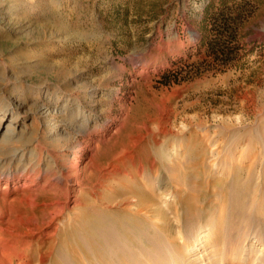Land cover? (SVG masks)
<instances>
[{
  "label": "rangeland",
  "instance_id": "obj_1",
  "mask_svg": "<svg viewBox=\"0 0 264 264\" xmlns=\"http://www.w3.org/2000/svg\"><path fill=\"white\" fill-rule=\"evenodd\" d=\"M212 14L237 28L238 56L227 66L208 50ZM1 101L21 108L17 120L0 110V149L12 144L24 161L42 138L50 157L86 168L93 183L112 165L141 170L150 187L169 180L164 163L186 169L184 189L206 195L194 205L199 219L174 220L186 259L178 264L209 258L189 256L185 237L202 234L220 203L222 264L264 262V219L255 215L264 198V0H0ZM234 197L253 205L252 217L239 215ZM22 254L16 247L12 264Z\"/></svg>",
  "mask_w": 264,
  "mask_h": 264
},
{
  "label": "bare ground",
  "instance_id": "obj_2",
  "mask_svg": "<svg viewBox=\"0 0 264 264\" xmlns=\"http://www.w3.org/2000/svg\"><path fill=\"white\" fill-rule=\"evenodd\" d=\"M20 108V104L0 102L3 118L13 114L10 119L17 120ZM49 108L46 104L40 111L43 114ZM6 131L11 133L13 129L6 128ZM199 141L197 136L196 142L200 145ZM48 143L46 139L35 138L31 143L33 151L25 161L23 153L18 155L12 144L0 149V264H12L11 256L16 247H20L23 253L20 260L29 252L25 262L19 260L20 264L186 262L184 254L179 253L181 244L171 237L174 220L179 222L181 214L185 221L199 219L194 211L204 210L194 205L206 195L205 191L192 194L184 189L185 180L181 179L180 173L186 174V169L180 168L179 163L171 161L169 164L168 161L163 167L170 173L169 180L160 179L157 185L150 187L147 184L152 180L143 179L141 170L129 173L112 165L108 170H100L101 174L93 183L86 168L79 173L72 161L60 164L57 157H50L46 148ZM137 144L139 138H133L132 148ZM80 151L74 161L79 160ZM43 153L49 159L47 166L43 165ZM232 199L233 195L229 193L227 201ZM234 200L236 203L240 201L237 205L239 215L252 217V204L247 207L239 198L234 197ZM214 204L212 199L206 203L208 206ZM225 206L220 203L218 213L209 217L202 234L185 237L191 240L187 248L189 256L199 259L210 255L201 264H222L228 260L223 250L216 249L220 241L218 233L224 230L226 216L222 208ZM255 209V215L264 219L263 197ZM121 214H128V222L116 220ZM249 221L245 220L250 226L254 221ZM258 235L261 239L262 233ZM207 238L208 248L197 252ZM258 264L264 262L260 260Z\"/></svg>",
  "mask_w": 264,
  "mask_h": 264
},
{
  "label": "trees",
  "instance_id": "obj_3",
  "mask_svg": "<svg viewBox=\"0 0 264 264\" xmlns=\"http://www.w3.org/2000/svg\"><path fill=\"white\" fill-rule=\"evenodd\" d=\"M212 5L206 9V15H210L209 11L211 9ZM215 14L211 15V22L212 27L211 33L213 34V39L209 42V53L212 54V56L217 60L220 61L222 66H227L231 64V61L234 56H238V48L232 47L230 45V42L234 41L236 38V29L233 28V22L222 20V22H219V24H215V19L213 18ZM228 39L229 41H227ZM231 40V41H230Z\"/></svg>",
  "mask_w": 264,
  "mask_h": 264
}]
</instances>
